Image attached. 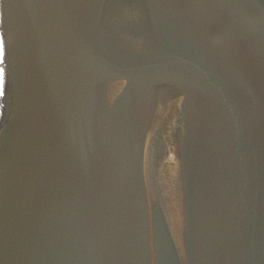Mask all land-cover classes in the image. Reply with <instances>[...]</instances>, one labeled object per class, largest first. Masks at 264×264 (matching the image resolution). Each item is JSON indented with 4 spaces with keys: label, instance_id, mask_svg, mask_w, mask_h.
Here are the masks:
<instances>
[{
    "label": "water",
    "instance_id": "water-1",
    "mask_svg": "<svg viewBox=\"0 0 264 264\" xmlns=\"http://www.w3.org/2000/svg\"><path fill=\"white\" fill-rule=\"evenodd\" d=\"M0 264H264V0H0Z\"/></svg>",
    "mask_w": 264,
    "mask_h": 264
}]
</instances>
